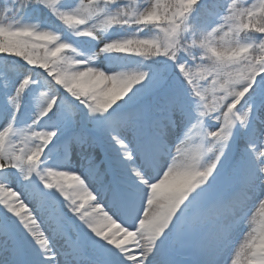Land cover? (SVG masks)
<instances>
[{"label":"snow or ice","instance_id":"obj_1","mask_svg":"<svg viewBox=\"0 0 264 264\" xmlns=\"http://www.w3.org/2000/svg\"><path fill=\"white\" fill-rule=\"evenodd\" d=\"M0 56V264H264V0H0Z\"/></svg>","mask_w":264,"mask_h":264},{"label":"trees","instance_id":"obj_2","mask_svg":"<svg viewBox=\"0 0 264 264\" xmlns=\"http://www.w3.org/2000/svg\"><path fill=\"white\" fill-rule=\"evenodd\" d=\"M147 2V0H145ZM241 3H258L259 0H240ZM45 19L43 15L37 16L33 14V19L30 23L37 24L38 27H43L45 24ZM85 46L82 48V50ZM118 61L124 71H144L146 70L147 64L151 63V61H142L141 58L127 56L123 60H116ZM22 64L18 58L15 57H8V56H0V73L12 74L15 71H19L20 65Z\"/></svg>","mask_w":264,"mask_h":264},{"label":"rangeland","instance_id":"obj_3","mask_svg":"<svg viewBox=\"0 0 264 264\" xmlns=\"http://www.w3.org/2000/svg\"><path fill=\"white\" fill-rule=\"evenodd\" d=\"M83 51H85L87 54H90L88 48H85ZM95 63L101 64L102 63V60L98 58L95 61ZM103 63L105 65H108L109 64V62H103ZM110 63H111V67H113L115 70H117V71H121V70L124 71L123 68H122V66H121V64L119 62L112 61ZM209 99L211 100V96L209 97ZM182 128H183V126H178L177 128L173 129L170 132V134H169V143L170 144L174 145L175 143L178 142L179 138L182 136ZM146 135H147V132H146ZM189 147H195V144H191V145H189ZM45 151L47 152V149H45ZM58 160H59V158L56 157V156H54V155H48V157H47V163L48 164L56 163V162H58ZM69 163H70V165H71V167L73 169H78L80 171H83V168H84V166H86L87 161H86V159L82 160L79 157H76L75 159L70 160ZM249 216H250L249 219H252L257 224H259V223H261V222L264 221V216H262L260 214L259 205L258 204L252 210L251 215H249ZM114 230L115 229H113V231ZM118 235H122V234H118ZM124 240H125V242H129V238H127V237H124ZM240 241H241V239H240V235H239V237H238V244H239ZM184 256L187 257V255H184Z\"/></svg>","mask_w":264,"mask_h":264},{"label":"bare ground","instance_id":"obj_4","mask_svg":"<svg viewBox=\"0 0 264 264\" xmlns=\"http://www.w3.org/2000/svg\"><path fill=\"white\" fill-rule=\"evenodd\" d=\"M250 216H248V221H244L243 225V231L239 234L241 241L239 244H236V249L238 250L241 244L246 243L250 239H255L256 245L259 246L261 239H262V233H264V221L257 224L252 219H249ZM191 256V255H190ZM184 260V259H183ZM184 261H188V263L196 264V257L191 256V259L185 258ZM241 264H249L247 257L241 256Z\"/></svg>","mask_w":264,"mask_h":264}]
</instances>
